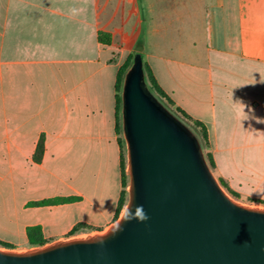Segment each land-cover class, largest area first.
<instances>
[{"label": "crops", "instance_id": "1", "mask_svg": "<svg viewBox=\"0 0 264 264\" xmlns=\"http://www.w3.org/2000/svg\"><path fill=\"white\" fill-rule=\"evenodd\" d=\"M137 55L207 128L218 179L264 200V123L253 118L264 120V0H0V243L29 249L30 227L51 243L116 221L117 82Z\"/></svg>", "mask_w": 264, "mask_h": 264}, {"label": "water", "instance_id": "2", "mask_svg": "<svg viewBox=\"0 0 264 264\" xmlns=\"http://www.w3.org/2000/svg\"><path fill=\"white\" fill-rule=\"evenodd\" d=\"M128 201L105 231L29 250L0 264H264V208L235 200L199 138L151 93L140 55L122 88ZM142 205L149 219L125 220Z\"/></svg>", "mask_w": 264, "mask_h": 264}, {"label": "trees", "instance_id": "3", "mask_svg": "<svg viewBox=\"0 0 264 264\" xmlns=\"http://www.w3.org/2000/svg\"><path fill=\"white\" fill-rule=\"evenodd\" d=\"M99 39L102 43L104 44H109L111 42V35L107 34V33H101L99 35ZM130 68V62L125 64L120 72H119V76H118V82H117V90L119 92V96L117 97L118 99V104H117V120H118V127H117V131L120 134V130H122V119H121V110H122V98L120 96V92L122 91L123 88V82H124V78L128 72ZM147 83L149 82L151 84L150 87V91L152 93V95L154 96L155 93L158 94V96L163 100H166L171 106L174 107L173 102L171 101V99L167 96V94L158 86V83L155 81V79L152 77V75H150V73H148L147 75ZM155 97V96H154ZM156 98V97H155ZM176 112L181 115L183 118H185L186 120L192 122L194 124V126L197 128V130L199 131V133L201 134L204 142L208 145V131L207 128L205 127V125L203 123H201L200 121H196L194 119H192L186 112H184L182 109L180 108H176ZM122 144V141H121ZM44 154V145L40 144L38 150L36 151L35 154V161L36 162H40L42 160ZM206 158L207 161L211 167V169L213 171H215L216 169V164L214 162L213 156L211 153L207 152L206 154ZM124 155L122 154V170H123V181H124V187L125 190L122 192L121 194V198L119 201V205H118V209H117V214H116V219L118 220V218L120 217V215L122 214L127 201H128V176L126 173V165H125V160H124ZM221 185L233 196L238 197L237 193L233 192L228 185L222 180L219 179ZM72 199H63V200H47V201H42L39 203H35V205H47V204H52V203H59V202H68L71 201ZM85 227V225H78L77 227H75L69 234L70 237L72 236H76L78 235L81 230ZM28 238H29V242H30V246L31 247H42L47 245L50 241L46 240L44 238L43 235V230L40 226H36V227H30L28 229ZM1 246L5 247V248H10L13 249L14 247H12L9 244H3L0 243Z\"/></svg>", "mask_w": 264, "mask_h": 264}, {"label": "rangeland", "instance_id": "4", "mask_svg": "<svg viewBox=\"0 0 264 264\" xmlns=\"http://www.w3.org/2000/svg\"><path fill=\"white\" fill-rule=\"evenodd\" d=\"M149 87H151V84L148 82ZM122 94V91L120 92V96ZM154 96L156 97V99L165 107L167 108L172 114H174L182 123H184L187 127H189L194 133L195 135L199 138V141L203 147V150L205 152V154L208 152V146L207 144L204 142L201 134L199 133V131L197 130V128L194 126V124L188 120H186L185 118H183L181 115H179L176 112V108L171 106L166 100H162L157 93L154 94ZM120 137H121V141H122V149H123V155H124V160H125V165L127 168V148H126V144L125 141L123 139V133L122 130H120ZM215 172V171H214ZM129 182V179H128ZM128 189V188H127ZM229 193V192H228ZM230 194V193H229ZM231 195V194H230ZM235 200L248 205V206H253V207H259V208H264V200H257V199H243L241 198L239 195L238 197H235L233 195H231ZM0 234L3 235V232L0 231ZM85 235H78L77 237H84ZM33 248V247H31ZM29 248V249H31ZM0 249H10V248H5L3 246L0 245ZM29 249H17L19 251H25V250H29Z\"/></svg>", "mask_w": 264, "mask_h": 264}, {"label": "clouds", "instance_id": "5", "mask_svg": "<svg viewBox=\"0 0 264 264\" xmlns=\"http://www.w3.org/2000/svg\"><path fill=\"white\" fill-rule=\"evenodd\" d=\"M235 104H238V109H237L236 115L240 118V120L242 121V120L249 119V116L244 111L245 105L243 103H240V102H237ZM253 118L256 119L257 123H264V120H262V119L255 118V117H253ZM129 209H130V204L127 207L125 220L135 219L139 222H144V221L149 219V217H148L147 213L144 211L142 205H137L135 207V210L131 211V212L129 211Z\"/></svg>", "mask_w": 264, "mask_h": 264}]
</instances>
